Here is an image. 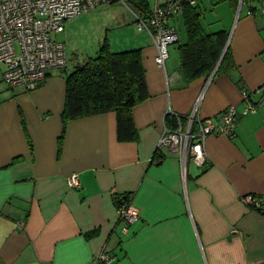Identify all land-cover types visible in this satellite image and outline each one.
Returning <instances> with one entry per match:
<instances>
[{"label": "crops", "instance_id": "obj_1", "mask_svg": "<svg viewBox=\"0 0 264 264\" xmlns=\"http://www.w3.org/2000/svg\"><path fill=\"white\" fill-rule=\"evenodd\" d=\"M257 5H213L219 24L208 34H229L236 68L227 74L189 82L178 45L163 71L153 41L140 34L131 49H142L150 97L133 108L132 142L118 141L114 112L64 124L68 67L28 90L7 87L0 66V264H90L105 248L113 264H264V210L243 202H264V106L241 116L233 136H209L206 165L190 164L185 178L180 156H156L168 113L184 126L194 110L218 122L228 107L245 108L242 91L257 100L264 17L247 16ZM73 174L76 189L67 185ZM122 195L140 215L124 235L115 200Z\"/></svg>", "mask_w": 264, "mask_h": 264}, {"label": "built area", "instance_id": "obj_2", "mask_svg": "<svg viewBox=\"0 0 264 264\" xmlns=\"http://www.w3.org/2000/svg\"><path fill=\"white\" fill-rule=\"evenodd\" d=\"M116 1L133 12L138 30L147 32L157 48L155 60L158 68L166 71L169 49L180 42L174 21L181 16L187 4L195 6L200 0H175L162 5L160 0H156L153 8L149 6L148 15L140 9L136 11L140 0H0V66L5 68L2 72L4 84L10 88L25 86L33 90L44 83L50 72L65 70L68 67L66 46L61 41L52 40V35L65 32L67 21ZM248 3L260 5L249 8L247 16L264 17V0H239V12ZM257 93V100H252L253 93L242 91L245 108L239 112L234 105L228 107L219 114L218 122L196 118V110L188 118L187 126L179 121L177 126L169 127L165 122L157 143L158 160L164 159L163 152L180 156L184 178L190 164L203 168L208 160L205 140L217 134L233 136L241 116L256 113L260 106H264V89ZM67 185L70 189L80 187L79 176L73 174ZM243 202L252 210H264V202L258 196H246ZM139 217V210L132 201L122 200L118 206L120 232L128 234ZM115 259L105 248L90 264H113Z\"/></svg>", "mask_w": 264, "mask_h": 264}, {"label": "trees", "instance_id": "obj_3", "mask_svg": "<svg viewBox=\"0 0 264 264\" xmlns=\"http://www.w3.org/2000/svg\"><path fill=\"white\" fill-rule=\"evenodd\" d=\"M224 1L218 0L219 3ZM229 1L238 6L239 0ZM195 6L187 4L183 8L186 41L177 43L181 66L189 82L212 75L225 51L226 54L216 74H227L236 68L227 46L229 34L223 31L206 33L200 21L202 13ZM136 8L145 15L150 13L147 0L138 1ZM67 76L64 124L71 119L114 112L118 122V141L137 140L133 108L143 104L150 97L141 48L114 53L110 44L105 41L99 48L97 56L75 67ZM164 120L169 127H175L179 123L172 114H167ZM180 121L184 124L182 120ZM115 200L118 207L122 200L131 199L130 195H122L117 196Z\"/></svg>", "mask_w": 264, "mask_h": 264}, {"label": "rangeland", "instance_id": "obj_4", "mask_svg": "<svg viewBox=\"0 0 264 264\" xmlns=\"http://www.w3.org/2000/svg\"><path fill=\"white\" fill-rule=\"evenodd\" d=\"M171 1L175 0H160V4ZM147 2L150 8H153L156 0H147ZM217 4H219L218 0H200L197 4L202 9L200 21L207 33L212 32L213 26L219 24L217 10L213 9V5ZM132 8L135 10V6H132ZM136 11L138 12V9ZM65 27V32L53 34L52 40L61 41L65 44L69 72H72L75 67L85 64L88 59L97 56L99 48L105 41L110 44V48L116 53L134 48V44L140 41V34L150 38L147 32L140 33L138 31L133 12L119 1L102 5L79 16L78 19L67 21ZM175 27L178 34H180L179 43H181L186 39L184 24L179 21ZM172 49L171 46L170 53ZM1 87L3 88L5 85L0 81Z\"/></svg>", "mask_w": 264, "mask_h": 264}, {"label": "water", "instance_id": "obj_5", "mask_svg": "<svg viewBox=\"0 0 264 264\" xmlns=\"http://www.w3.org/2000/svg\"><path fill=\"white\" fill-rule=\"evenodd\" d=\"M225 54H226V51H225L224 54L222 55V59L220 60L219 64L217 65L216 70H215V73L217 72L218 67H219V65L221 64L222 60L224 59Z\"/></svg>", "mask_w": 264, "mask_h": 264}]
</instances>
